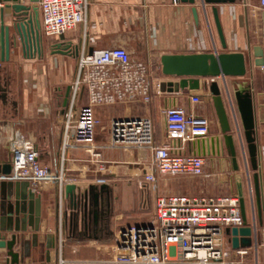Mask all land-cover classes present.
<instances>
[{
  "label": "crops",
  "instance_id": "0c3cea01",
  "mask_svg": "<svg viewBox=\"0 0 264 264\" xmlns=\"http://www.w3.org/2000/svg\"><path fill=\"white\" fill-rule=\"evenodd\" d=\"M89 1L87 23L64 35L65 41L71 42L73 48L78 47L76 57L52 56L48 52L44 59L37 56L28 58L25 57L20 43L13 40L10 61L0 62V164L12 163L11 143L16 138H22L36 146L42 165L55 172H63L67 180L66 185H76L77 194L91 190L99 192L104 185L109 187L110 193L103 192L100 195V224L95 226L91 220L83 224L81 219L76 221L72 218L73 210L65 196L66 185L62 187V191L58 184H52L38 192L32 191L34 197L31 199V188L26 181L8 180L0 176V180L9 182L12 202L15 193H24L28 197L25 213L20 216L21 219L28 217V223H24L27 251L18 264H59V259L66 261V264H109L107 260L112 255L110 249L115 244L119 231L151 225L155 221V203L153 206L145 204L146 197L140 188L145 183L148 171L146 166L152 159L149 149H104L102 159L107 164L104 175L99 174L96 165L90 162V153L86 148L73 145L67 149L63 159L64 113L70 105L72 85L77 78L82 54L123 48L129 52L133 62L146 65L154 78L161 79L160 92L154 93L152 102L147 103V109L143 110L141 106L145 103L139 100L115 104L120 109L121 116L151 118L155 124L157 145L169 142L164 129L163 113L166 108H182L209 119L210 135L205 138L206 142L202 139L203 143L200 145L205 153L201 155L205 159V169L204 174L199 176V190L203 196L220 197L236 196V187L228 153L223 143L219 152L217 142L213 141L221 134L210 90L203 86L193 92L185 90L171 93L169 86L162 89L163 83L168 85L175 80L161 76L160 57L164 54L224 51L244 53L248 58V74L245 78H219L215 81L223 92L229 114L231 110L224 84H227L232 96L238 85L245 82L251 86L255 103L260 166L264 179V66L256 65L255 56L256 50L264 49V11L259 8V0H239L235 4L217 6L226 50L223 49L212 6H206L205 12L199 0H196L195 5L198 8V24L192 12L194 6L179 1ZM6 24L11 25V18L6 19ZM51 65L57 69L61 68L57 75H51L54 70V67L49 70ZM65 65L68 66L67 69L63 68ZM203 82H208V85L211 83L210 80ZM68 87L70 93L67 106L64 107ZM196 97L201 99L199 104L193 103ZM89 99V91L83 87L77 100L76 111L86 105ZM233 103L235 109V101ZM110 107L97 106L96 117L109 119L111 116L107 114ZM158 114L162 116L160 127L156 124ZM169 143L172 146L180 145L178 141ZM237 144L239 146L238 141ZM180 153L191 155L196 153V150H191L187 144ZM239 162L241 170L244 171L241 154ZM98 177L105 178L107 183L98 185ZM244 185L247 188L245 177ZM247 213L249 222L256 227L254 240L258 245L253 244L249 248L238 250L231 246L228 259L230 264H264V216L263 224L260 225L255 202L248 196ZM31 216L33 219L30 222ZM15 223L13 218V226ZM10 235L9 233L8 236ZM16 251H20L19 247ZM240 251L245 253L240 254ZM0 259L11 264L4 249H0Z\"/></svg>",
  "mask_w": 264,
  "mask_h": 264
},
{
  "label": "built area",
  "instance_id": "2783aa9c",
  "mask_svg": "<svg viewBox=\"0 0 264 264\" xmlns=\"http://www.w3.org/2000/svg\"><path fill=\"white\" fill-rule=\"evenodd\" d=\"M42 24V35L57 40L87 23L89 0H36ZM176 2V0H174ZM264 11V0H259ZM213 81V80H210ZM83 87L89 102L76 111ZM156 90H155V88ZM161 79L149 68L132 61L123 48L97 50L82 54L78 74L72 85L71 101L64 113L63 159L67 149L76 145L86 148L90 162L104 175L107 164L102 159L106 148L131 147L149 149L151 162L145 180L156 187V174L162 176L199 177L204 174L205 159L201 155H183L188 144L210 135L207 117L178 107L164 110V129L169 142L179 146L155 143V124L148 117L120 116L117 111L107 121L96 117L97 106L143 101L150 103L159 94ZM156 91V92H155ZM196 97L193 103L199 104ZM12 173L5 179L26 181L33 192L52 184L61 191L67 180L63 172H55L40 162V153L29 140L16 138L11 143ZM65 183V184H64ZM98 185L107 183L103 177ZM237 196L186 197L159 196L155 200V221L151 225L125 228L116 235L109 264H226L231 255L227 228L242 226ZM244 254V251H240ZM0 264H9L0 259ZM59 264L66 261L59 259ZM230 264V263H227Z\"/></svg>",
  "mask_w": 264,
  "mask_h": 264
},
{
  "label": "water",
  "instance_id": "95a60500",
  "mask_svg": "<svg viewBox=\"0 0 264 264\" xmlns=\"http://www.w3.org/2000/svg\"><path fill=\"white\" fill-rule=\"evenodd\" d=\"M36 0H0V62L10 61L11 46L13 40L20 43L25 57L33 58L37 56L44 59L49 52L50 55H64L76 57L78 47H72L71 42L65 41L61 36L57 40L45 41L42 36V24L40 11ZM181 3L190 4L194 7L192 12L196 23H199L198 8L196 0H176ZM203 11H207L206 6H212V13L222 41L223 49L227 46L223 34L219 11L217 6L235 4L239 0H199ZM11 18V25L6 24V19ZM257 57L256 65L264 66V49L259 48L255 52ZM160 74L163 78L171 81L167 86L171 88V93H179L188 90L193 92L202 86L209 88L211 99L214 105L216 116L220 124V134L213 141L217 142V150L220 152L223 143L231 160V170L234 173L236 196L240 202V211L243 224L240 227L227 228L226 234L230 238L233 249L249 248L255 244L256 227L249 222L247 213V196L255 202L257 217L260 225L263 224L264 216V179L260 166V152L257 138V122L255 103L252 88L245 82L238 85L233 92V96L227 84H224L225 95L231 110L229 114L224 101L223 92L216 79L222 78H245L248 74V58L242 52H205L190 54H164L160 57ZM213 80L208 82L202 81ZM70 87H68L64 107L67 106ZM235 109H234V101ZM235 110V111H234ZM239 120H238V118ZM237 139V140H236ZM206 142V139H203ZM191 143L190 148L196 150L197 155H204L201 148V141ZM239 143V146L237 144ZM193 152V151H192ZM239 154L244 161V171L241 170ZM12 173V163L0 164V176L6 177ZM244 177L247 181V188L244 185ZM28 185V183H26ZM29 186V185H28ZM75 184L65 186V196L69 199L72 211V218L76 221L81 219L83 224L89 220L95 226L100 224V195L103 192L110 193L107 185L101 187L100 191H88L84 194H77ZM31 199L34 193L31 190ZM9 182L0 180V249L6 251L8 262L18 264L22 256L26 254L27 243L24 239L26 228L24 223H28L27 218L21 219V214L25 213V206L28 197L22 193H15L14 201L11 200ZM108 206L110 199L108 198ZM32 207V205H31ZM76 212V213H75ZM32 214V209L30 208ZM13 218L16 220L13 226ZM30 222L33 217H29ZM7 224L4 225L3 223ZM23 224V226H21ZM78 225V223H77ZM76 225V227H78ZM11 234L8 236V234ZM255 245H258L257 243ZM19 247L20 251H16Z\"/></svg>",
  "mask_w": 264,
  "mask_h": 264
},
{
  "label": "rangeland",
  "instance_id": "374dc122",
  "mask_svg": "<svg viewBox=\"0 0 264 264\" xmlns=\"http://www.w3.org/2000/svg\"><path fill=\"white\" fill-rule=\"evenodd\" d=\"M46 40V39H45ZM54 67L52 76L55 74H58V70L55 68V66H49L50 68ZM67 65H65L63 68L67 69ZM50 73V71L48 72ZM54 74V75H53ZM166 83L162 84V89L166 88ZM53 88V87H51ZM52 90V89H51ZM144 109H147L148 105L145 103V105L141 106ZM114 111L118 112V115L121 116V111L117 106L110 107V111L108 112L107 116H111ZM102 121H107L106 118H99ZM156 124L160 127L162 124V116L161 114H158L156 119ZM200 186V177H190V176H178V177H170V176H162L156 174V187L153 188V184L151 182H148L145 180V183H143V187L141 188V192L144 193V196L146 197L145 204L148 203L149 206H153L155 203V200L159 196H190V197H206L201 194V190H199ZM150 195V196H149ZM144 197V198H145ZM150 197V198H149ZM149 201V202H148ZM146 206V205H145ZM229 263V260H226V264ZM225 264V263H224Z\"/></svg>",
  "mask_w": 264,
  "mask_h": 264
},
{
  "label": "flooded vegetation",
  "instance_id": "af4514ba",
  "mask_svg": "<svg viewBox=\"0 0 264 264\" xmlns=\"http://www.w3.org/2000/svg\"><path fill=\"white\" fill-rule=\"evenodd\" d=\"M43 36V35H42ZM44 38V37H43ZM45 39V38H44ZM46 41V40H45Z\"/></svg>",
  "mask_w": 264,
  "mask_h": 264
}]
</instances>
